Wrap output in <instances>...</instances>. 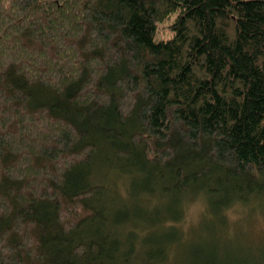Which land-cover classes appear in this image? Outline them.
Masks as SVG:
<instances>
[{"label":"trees","instance_id":"obj_1","mask_svg":"<svg viewBox=\"0 0 264 264\" xmlns=\"http://www.w3.org/2000/svg\"><path fill=\"white\" fill-rule=\"evenodd\" d=\"M234 205L264 207V0H0V264H264L218 257Z\"/></svg>","mask_w":264,"mask_h":264},{"label":"rangeland","instance_id":"obj_2","mask_svg":"<svg viewBox=\"0 0 264 264\" xmlns=\"http://www.w3.org/2000/svg\"><path fill=\"white\" fill-rule=\"evenodd\" d=\"M174 16L175 14H172L164 21L159 22L154 34L155 40H166L172 37L174 31L170 28V25L174 20ZM125 180L126 178L124 177H117L115 179L112 177L108 181L115 189L121 192V195H118L120 200L125 195ZM251 207L234 205L224 212L227 216V231L229 234H232H230L231 236L229 235L230 238L227 235L226 240H224L225 244L228 242L229 248H225L226 250L221 249L217 252L218 257L223 263L225 260L236 256L240 257V259L250 256L246 250H250V252L254 251V253L264 250L260 249L264 248V207ZM205 217H207L206 206L202 200L196 199L189 203L186 209L185 220L181 226L183 231L187 233L188 241L200 243L209 240L208 234L203 229ZM215 239H213V242H215Z\"/></svg>","mask_w":264,"mask_h":264}]
</instances>
